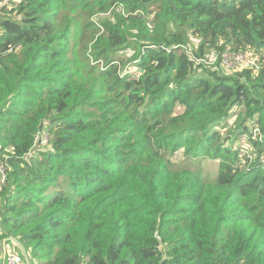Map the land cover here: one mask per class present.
I'll return each instance as SVG.
<instances>
[{"label":"trees","instance_id":"1","mask_svg":"<svg viewBox=\"0 0 264 264\" xmlns=\"http://www.w3.org/2000/svg\"><path fill=\"white\" fill-rule=\"evenodd\" d=\"M249 49L264 0H0V242L35 264H264V58L206 60Z\"/></svg>","mask_w":264,"mask_h":264},{"label":"built area","instance_id":"2","mask_svg":"<svg viewBox=\"0 0 264 264\" xmlns=\"http://www.w3.org/2000/svg\"><path fill=\"white\" fill-rule=\"evenodd\" d=\"M209 65L217 64L218 68L226 69L230 71H237V70H243L248 69L253 66H255V60L252 58V56L248 55V51H230L225 50L221 53L220 57L218 55L217 58L210 61L208 63ZM241 145L239 147L240 152L242 155H248V152L250 151V147L247 143V137L243 135L242 137ZM50 141V135L45 130L43 132H40L35 137L34 146L37 145H46ZM9 171V167L5 160H0V193L2 192L3 188L6 186L7 182V174ZM0 207H1V195H0ZM7 244L5 245V241L0 242V247L4 250L3 264H29V257L25 256L24 262H21L18 258L17 253L19 252L16 250V246H14L15 249H7ZM18 249V248H17ZM29 260V261H28Z\"/></svg>","mask_w":264,"mask_h":264},{"label":"rangeland","instance_id":"3","mask_svg":"<svg viewBox=\"0 0 264 264\" xmlns=\"http://www.w3.org/2000/svg\"><path fill=\"white\" fill-rule=\"evenodd\" d=\"M9 1H11V0H9ZM110 12H116V13L120 12L125 17L130 16V15H126V12L123 11V9H121L120 7H112ZM134 15L142 16V13L137 12ZM152 16L153 15H149V16L146 17L147 18V27H148V29H151L152 28L151 25H153V23H150V20L152 19ZM198 45H199L198 38L194 37V36L191 37L190 38V44L187 45L188 51L191 52V51L197 49ZM247 51H248V55L252 56V58L255 60V66H253L251 68H248V69H251L252 72H253V75H256L258 73V71H259V68H261L260 63H262V58H264V50H261L260 52H257V53L254 52L252 49H249ZM121 54H122V56H125L126 58H130L132 56L133 52L130 51V50H127V51H123ZM217 57H218L217 54H214V53L208 54L207 59H206L207 63H209L210 61L214 60ZM219 69L221 70V73H223L225 75H233L235 73H238V72L242 71V70L230 71V70L221 69V68H219ZM122 70H124L126 73H130V75L133 76V77L137 76L136 69L134 67L127 66L126 69L124 68ZM237 112H238V110L236 108H234L232 110V115L228 119V124H227L230 127H232V125L234 123L235 116H236ZM241 140H242V138H239V142L238 143H240ZM180 155H181V152L176 154L174 156L173 160H176L178 157H181ZM196 168L202 169L203 174L208 175L210 177L215 176L216 171H217L216 162L210 161V160H202V161H200L199 165H196ZM11 245L17 246L14 243H11ZM17 255H18V258L20 259V261L24 262L25 256L21 255L20 251L17 253ZM29 264H35V263H32L31 261H29Z\"/></svg>","mask_w":264,"mask_h":264},{"label":"crops","instance_id":"4","mask_svg":"<svg viewBox=\"0 0 264 264\" xmlns=\"http://www.w3.org/2000/svg\"><path fill=\"white\" fill-rule=\"evenodd\" d=\"M6 248H7V249H10V250H11V249H15L14 246L11 245V243L8 244V245L6 246ZM16 250H18V249L16 248ZM18 251H19V250H18ZM3 255H4V250H3V248L0 247V264H3V262H4Z\"/></svg>","mask_w":264,"mask_h":264},{"label":"water","instance_id":"5","mask_svg":"<svg viewBox=\"0 0 264 264\" xmlns=\"http://www.w3.org/2000/svg\"><path fill=\"white\" fill-rule=\"evenodd\" d=\"M7 241L16 244V245H17L16 247L18 248V250H19L20 252L23 253V251H22L20 245L18 244V242H17L15 239H13V238H8Z\"/></svg>","mask_w":264,"mask_h":264}]
</instances>
